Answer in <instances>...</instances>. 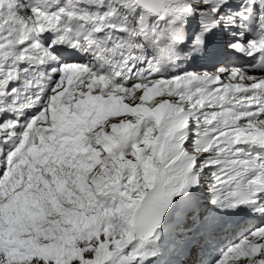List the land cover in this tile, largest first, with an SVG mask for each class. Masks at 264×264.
I'll return each instance as SVG.
<instances>
[{
    "label": "snow or ice",
    "instance_id": "snow-or-ice-1",
    "mask_svg": "<svg viewBox=\"0 0 264 264\" xmlns=\"http://www.w3.org/2000/svg\"><path fill=\"white\" fill-rule=\"evenodd\" d=\"M0 264H264V0H0Z\"/></svg>",
    "mask_w": 264,
    "mask_h": 264
}]
</instances>
